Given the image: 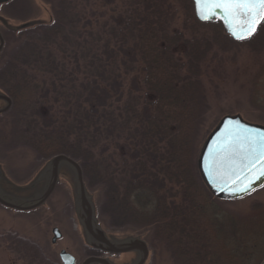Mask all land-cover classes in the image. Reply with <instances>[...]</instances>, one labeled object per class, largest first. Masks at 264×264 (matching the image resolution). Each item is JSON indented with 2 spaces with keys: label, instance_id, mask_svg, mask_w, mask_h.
<instances>
[{
  "label": "trees",
  "instance_id": "1",
  "mask_svg": "<svg viewBox=\"0 0 264 264\" xmlns=\"http://www.w3.org/2000/svg\"><path fill=\"white\" fill-rule=\"evenodd\" d=\"M54 2L53 20L33 25L43 44L25 37L28 49L11 55L0 71V87L13 106L27 98L37 82L29 74L35 70L32 62L56 76L41 91L43 98L53 95V116L40 112L28 123L32 149L47 158L65 154L78 160L88 187L96 183L104 189L100 220L113 227L141 224L153 231L154 242L168 249L177 264H225L223 258L230 264H252L260 258V264L263 225H256L254 237L248 238L240 216L224 208L193 175L189 160L202 102V83L194 69L214 46L225 51L229 45L217 37V42L197 38L198 43H192L174 30L169 0H112L119 7L117 20L109 15L112 25L102 48L86 47L81 59L64 43L74 31L63 36L81 19L73 18L76 0ZM200 24L223 30L217 20ZM260 34L263 25L248 43L255 47ZM46 46L47 54L42 50ZM81 60L84 70L76 67ZM132 66L137 78L126 92L124 79ZM59 81H64L62 88ZM62 96L66 103L60 115L56 107ZM258 252L261 256L254 259Z\"/></svg>",
  "mask_w": 264,
  "mask_h": 264
},
{
  "label": "rangeland",
  "instance_id": "2",
  "mask_svg": "<svg viewBox=\"0 0 264 264\" xmlns=\"http://www.w3.org/2000/svg\"><path fill=\"white\" fill-rule=\"evenodd\" d=\"M169 2L174 5V30L183 32L192 43H198L195 41L197 38L217 42L215 40L217 37L224 45H229L224 49L225 51L214 46V51L205 56L201 67L194 69L202 83V93L198 95V99L202 102L197 108V132L193 136L189 160L191 168L193 167V175H198L204 185L197 167L198 157L204 141L221 118L227 114H241L248 121L264 125V34H260V37L256 38L255 47H253L248 43V40H234L225 33L223 25L221 32L212 29L211 25L200 24L201 21L196 16L194 3L192 4L190 0H169ZM76 5L78 12L73 18L81 19L77 27L69 28L63 36H68L70 32L74 31L71 40L64 43L67 45L68 51L75 49L79 54L78 57L82 59L80 54L85 55L86 47L91 48L98 45L99 49L102 48L103 39L106 40L112 25L110 16L115 15L114 18L117 20L119 7L117 8L112 0H76ZM54 8V0H10L0 4V17H4L9 26L19 28L25 24L33 23L12 31L0 21V32L5 40L4 48L0 53V71L7 64L11 55L28 49L27 38L34 37L37 45L43 44V41H39L40 33L35 31L33 25L50 23L54 17ZM113 8L115 12L111 13ZM262 25L264 26V22ZM224 36L231 37L233 41L229 39H225V41ZM58 43L61 44L62 41L60 40ZM56 48L60 49L59 46ZM48 49V46L45 49L42 48L45 54L49 52ZM82 49L85 51L82 52ZM100 57L103 58V56ZM36 63H31L35 70L29 71V74H33L37 82L28 97L18 100L16 106H13V103L12 109L10 108L5 114H0V164L6 169V174L12 181L11 186L21 187L25 192V187H28L37 178L43 166L52 158L43 157L32 149L30 146L32 135L27 132L30 120L40 112L47 116H53V108H55L53 105H56L53 95L49 98L41 96V91L45 87L51 86L56 76L44 73L43 64ZM76 67L78 69L82 67L84 70V61L81 60ZM120 68H122L121 65ZM136 78L135 66H132L129 75L124 79L126 92L133 88ZM67 82L69 84V81ZM76 82L79 83V81ZM63 84L64 81H59L61 88ZM0 90L6 93L1 87ZM63 97L56 107L57 112L58 110L62 111L60 115H63L66 103V99ZM5 103L0 100V108L4 107ZM199 186L202 190L203 186L200 183ZM204 187L206 188V186ZM41 188H43V183L38 186V189ZM73 189V182L62 177L48 202L36 209L20 211L0 203V264H61L58 249L56 250L51 244L54 227H59L63 233V238L58 241V248L67 249L77 258L78 264L91 254L75 214ZM89 190L99 207L104 194L103 187L95 183L94 187ZM221 203L224 208L230 209L240 216V221L243 223L241 227L243 231L245 228L248 238L254 237L253 231H255L256 225L264 227V186L240 200L228 203L222 200ZM100 221L106 232L117 238L139 235L146 239L151 251L146 264H177L168 249L154 242L153 231H145L140 228L143 227L140 226L141 224L113 227L104 220ZM262 246L264 247V237L260 244V247ZM260 252L255 255L254 259L261 256ZM134 258L135 254L132 253L113 256L117 263H130ZM226 260L223 258L222 262L230 264V261ZM258 262H260V258L254 260L252 264Z\"/></svg>",
  "mask_w": 264,
  "mask_h": 264
},
{
  "label": "water",
  "instance_id": "3",
  "mask_svg": "<svg viewBox=\"0 0 264 264\" xmlns=\"http://www.w3.org/2000/svg\"><path fill=\"white\" fill-rule=\"evenodd\" d=\"M8 1L10 0H0V4ZM193 2L195 13L199 21H221L225 33L230 35L236 41H243L252 38L263 23V21L260 22L256 30L247 38L237 39L232 35V31L229 29L228 21L225 19L223 11L218 9L216 14L210 19H202L198 14L195 0H193ZM0 21L15 31L19 30V28H24L33 24L31 22L18 28L9 26L8 21L4 17H0ZM3 47L4 38L0 32V52ZM0 100L7 102V105L0 109L1 114L10 109L12 100L8 95L2 92H0ZM233 128H247L253 133L258 132L264 134L263 124L248 121L241 114H227L221 118L216 127L207 136L197 161L199 174L209 192L216 198L224 200H237L244 198L264 186V176H259L257 178L256 172H253L246 177H244L243 173H240L239 176H237L230 171L228 161H221L217 146L224 139L226 133ZM214 158L216 163H213ZM62 171L70 173V180L74 185L73 193L75 212L84 232L86 243L91 247L108 254L107 256L102 257H89L82 264H146L150 256V249L147 241L143 239L142 236L130 235L125 238H117L108 234L102 227L97 216L94 197L87 187L82 167L77 160L68 155L58 154L49 159L37 175V178L32 181L28 187H25L27 192L25 195L21 197L10 193L3 196L0 195V203L16 210H30L43 205L55 190L61 179ZM238 178L239 183L237 186L235 188L231 187L233 180ZM249 181H251V184L248 191L239 190ZM40 183H43V188L38 189ZM35 188L37 189L30 191ZM36 194L37 196L35 197ZM53 233L54 241L62 236L60 229L57 227L54 228ZM130 253L137 254L136 258L133 259L131 263H117L110 257L111 255ZM60 258L63 264H76L77 261L76 257L66 249L61 251ZM261 264H264V260Z\"/></svg>",
  "mask_w": 264,
  "mask_h": 264
},
{
  "label": "snow or ice",
  "instance_id": "4",
  "mask_svg": "<svg viewBox=\"0 0 264 264\" xmlns=\"http://www.w3.org/2000/svg\"><path fill=\"white\" fill-rule=\"evenodd\" d=\"M198 14L202 19H210L219 9L224 12L232 35L237 39L250 36L260 22L264 21V0H195ZM221 161H228L230 171L244 177L257 173L264 176V134L253 133L244 128L230 129L217 146ZM213 163H216L214 158ZM239 178L234 179L235 188ZM251 181L239 190L248 191Z\"/></svg>",
  "mask_w": 264,
  "mask_h": 264
},
{
  "label": "flooded vegetation",
  "instance_id": "5",
  "mask_svg": "<svg viewBox=\"0 0 264 264\" xmlns=\"http://www.w3.org/2000/svg\"><path fill=\"white\" fill-rule=\"evenodd\" d=\"M1 165V164H0ZM2 166V168L0 167V195H6L7 193H10V194H14V195H16V196H19V197H21V196H23V195H25V193H27V192H25V191H23L22 189H20V188H16L15 186L13 187V186H11V184H12V182L10 181L11 179L10 178H8V176H7V174H6V169H4V167H3V165H1ZM3 169V170H2ZM4 171V172H3ZM69 172H66V171H62V173H61V177H68V179H70V176H69ZM60 183V182H59ZM24 192V193H23ZM31 193V192H30ZM27 195V194H26ZM32 195V194H31ZM33 196V195H32ZM37 196V194L35 195V197ZM55 228V227H54ZM54 228H53V230H54ZM57 228H59V227H57ZM82 228V227H81ZM53 230H52V232H53ZM61 231V230H60ZM62 233V232H61ZM54 236L52 237V240H51V244H52V246L54 247V248H56V250L58 249V254H59V259H60V262H61V264H62V261H61V258H60V253H61V251L64 249V248H58L59 246H58V241L60 240V239H62L63 238V233H62V236L59 238V239H57L56 241H54ZM86 246H87V248L89 249V252L91 253L90 255H88V256H86V258L85 259H87V258H89V257H98V256H105L106 254L104 253V252H102V251H99V250H97V249H95V248H93V247H91V246H89L87 243H86ZM67 250V249H66ZM68 251V250H67ZM69 252V251H68ZM137 256V254H135V257ZM84 259V260H85ZM83 260V261H84ZM82 261V262H83ZM81 262V263H82ZM132 262V261H131ZM130 262V263H131ZM80 263V264H81ZM76 264H78V260H77V262H76Z\"/></svg>",
  "mask_w": 264,
  "mask_h": 264
}]
</instances>
